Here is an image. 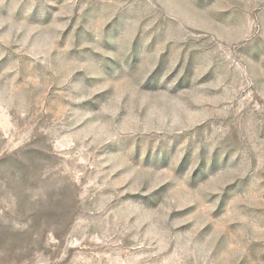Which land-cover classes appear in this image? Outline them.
<instances>
[{
	"label": "rangeland",
	"instance_id": "obj_1",
	"mask_svg": "<svg viewBox=\"0 0 264 264\" xmlns=\"http://www.w3.org/2000/svg\"><path fill=\"white\" fill-rule=\"evenodd\" d=\"M0 264H264V0H0Z\"/></svg>",
	"mask_w": 264,
	"mask_h": 264
}]
</instances>
